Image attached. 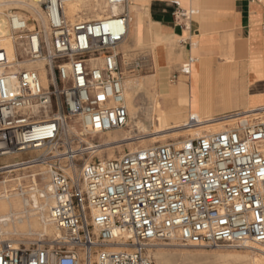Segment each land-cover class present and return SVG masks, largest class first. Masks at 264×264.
Masks as SVG:
<instances>
[{
  "label": "built area",
  "instance_id": "2783aa9c",
  "mask_svg": "<svg viewBox=\"0 0 264 264\" xmlns=\"http://www.w3.org/2000/svg\"><path fill=\"white\" fill-rule=\"evenodd\" d=\"M105 1L124 9L70 22L62 0H44L47 29H28L29 14L4 16L15 55L0 48V159L33 152L18 164L46 169L49 218L60 235L51 246L3 244L0 264H154L151 250L165 241L264 245V109L223 114L214 119L221 130L189 135L178 147L91 160L98 145H86L74 123L98 135L129 119L122 81L132 64L118 51L128 38L127 0ZM174 5V19L189 21ZM35 62L42 69L26 68ZM199 124L190 118L186 126Z\"/></svg>",
  "mask_w": 264,
  "mask_h": 264
},
{
  "label": "bare ground",
  "instance_id": "6f19581e",
  "mask_svg": "<svg viewBox=\"0 0 264 264\" xmlns=\"http://www.w3.org/2000/svg\"><path fill=\"white\" fill-rule=\"evenodd\" d=\"M43 1L44 0H0V48L5 50L7 56L10 59L14 58L15 55L14 42L6 29V23L4 19L5 14L11 13L12 10H14L13 12L15 13V15L24 19H27V14H29L33 21L40 24L43 29H47V18L41 10V4L43 3ZM139 2L140 0H127L126 8L128 9V13H131L135 9L136 4H139ZM11 6H13L14 8L8 10V8H10ZM107 6L109 9L107 8ZM16 7L25 10L24 13H22L21 15V13L16 12ZM62 8L63 13L65 14L68 21L74 22L76 20H89L90 17L91 19H98L104 15H117L124 9V6L110 5L105 0H62ZM86 10H89L90 14H86ZM28 29H31V25L28 26ZM125 44L126 43L122 44L118 49V51L122 54L123 62L125 60L124 58L126 57V52H123L122 48L123 46H125ZM153 60L155 68L154 79L148 82L147 85L144 84L141 79L136 80L127 75L126 71L123 73V76L125 75L122 81L123 98L124 105L127 108L129 116L125 130L123 131L124 135L119 141L98 146L92 153L96 152L97 155L101 156V154L105 151L107 152L108 159H114L117 158L114 156V149H118L120 157L123 154V146L127 147L129 152L153 147L158 143H160L161 145L171 144L175 147H178L182 142V140L178 141V139L180 138L184 139L189 135H199L202 131L217 132L223 128L224 124L222 122H215L214 119L223 114H227L228 112L222 113V111L236 106L237 102L236 75L235 71H233L232 69L230 70L229 68V65H232L231 60L226 58L224 59L218 76L219 82L217 84L212 85L208 80L207 75L203 73V71L202 74L198 77L199 97L197 98V113L194 115V117L191 118L196 119L197 122L200 123V126L193 129H187L186 124L189 119L184 124L178 123L177 120L175 122L174 120L172 122L173 125H168L167 113L169 111L167 110L168 112L166 113L163 110V107L174 100H179L182 97L186 96V87L170 83L166 80V78H164L165 69H161V66L163 65V63H165L164 58H161L160 56L154 54ZM42 65L43 64L41 62L29 63L26 68L42 69ZM41 77L43 80V76ZM251 89H253L254 92H249ZM135 90H143L151 100L150 119L152 122L153 132L146 133L143 136L131 135V132L135 129L137 131H140L139 129L141 125L139 122H135L139 114V109L134 103ZM246 92L247 95L245 106L240 110L232 112L247 113L259 109H264V105H262L264 95L257 89L256 81H254L253 79H249V86ZM127 101L129 102L130 110L132 111V113L136 114V116H134L133 118L134 121H132V126H129L130 115ZM180 105L181 104H179V106ZM171 110L175 111V109ZM220 110H222L221 113ZM119 132L120 131L112 130L98 135H107ZM81 136L84 137L82 138V141L86 145L91 146V143H89V141H87V138L85 137L86 133H82ZM19 155L20 154H15L9 157L15 160V156L19 157ZM18 162L20 161L18 160L13 162H3L5 166L0 168V174H10L17 173L18 171L22 170H30V175L22 178H28L31 185L30 187H28V190L23 191L20 183L21 178L18 177L15 179V181H18L17 184L15 183L17 186H15L17 187L19 193L13 194V191L16 190L13 188L12 190H10L11 192H13L12 195H9V192L5 189V183L9 181L5 180L1 183L2 188H4L5 190H2V193H0V225L9 228L11 231L9 234L12 236L28 234L30 236L35 235L38 238H42L44 236L48 237L49 239L59 237L60 232L58 228L51 222L49 218V208L52 205V200L46 196L45 189L46 183L48 181L46 169L39 164H18ZM38 177L41 178V181L43 183H39ZM5 179H7V177H5ZM10 224L11 227H9ZM19 231L21 232V234L19 233ZM3 241L4 240L0 239V244ZM9 246L12 245L9 244ZM159 246L160 245L158 244L154 245L155 248ZM241 246L247 250L259 254V257L254 258V262L256 264H263L261 263V259L258 258H264V245L248 242L244 243ZM16 247L17 246H15V248ZM253 252L252 254H254ZM83 256V253L80 252L79 257L83 258Z\"/></svg>",
  "mask_w": 264,
  "mask_h": 264
},
{
  "label": "crops",
  "instance_id": "0c3cea01",
  "mask_svg": "<svg viewBox=\"0 0 264 264\" xmlns=\"http://www.w3.org/2000/svg\"><path fill=\"white\" fill-rule=\"evenodd\" d=\"M174 3L190 12L189 21L174 19ZM141 44L151 47L153 65L154 54L165 59L161 69H165L164 78L168 82L172 77L171 83L186 87V96L163 107L166 113L169 111L168 125H173L174 120L181 123L194 117L199 97L198 77L203 71L212 85L217 84L225 58L232 61L229 68L235 71L237 102L236 106L220 110V113H231L245 106L249 79L256 81L257 89L264 95V0L259 3L246 0H140L129 13L128 38L122 51L127 53ZM187 62H190L188 75H184L182 68ZM153 79L154 73L141 80L147 85ZM136 94L137 91L135 97ZM127 106L130 124L133 114L128 101Z\"/></svg>",
  "mask_w": 264,
  "mask_h": 264
},
{
  "label": "rangeland",
  "instance_id": "374dc122",
  "mask_svg": "<svg viewBox=\"0 0 264 264\" xmlns=\"http://www.w3.org/2000/svg\"><path fill=\"white\" fill-rule=\"evenodd\" d=\"M14 7L11 6L10 8H8V10L13 9ZM18 13H24L25 10L20 9L19 7H16ZM108 8V6H107ZM19 9V11H18ZM109 9V8H108ZM4 10V9H2ZM22 10V11H20ZM90 11L86 10V14H90ZM89 17V16H88ZM5 19V17H4ZM32 19V18H31ZM91 19V17H90ZM89 19V20H90ZM95 19V18H92ZM31 25V29L33 27V25L37 26V27H41L40 24H38L37 22L34 21V23H30ZM151 47H149L146 44H141L138 47H133L131 49H129L126 53V57L124 58V62H126L127 64L130 63L132 64L130 68H123V72L126 71V74L131 76L134 79H147L148 77H150L154 72H155V68L154 65L152 63L151 60ZM144 57L143 64H141L139 67H136V63L138 62V60L140 58ZM181 66V63L179 64L178 67ZM125 77V75H124ZM173 81L172 77H169V82L171 83ZM137 90H135L136 92ZM134 103L136 105V107L139 109V114H138V118H136L135 122H139L140 125V131H137L136 129L133 130L131 132L132 136H143L146 133H151L153 132V127L151 125V102H150V98L148 97V95L146 93H144V91L142 90H138ZM133 114V113H132ZM134 116H136V114L132 115V121ZM184 117V116H183ZM183 117H180L179 119H183ZM181 123H186V122H181ZM75 124V127L77 129V132L79 134H84L85 132L79 128V126ZM129 126H132V123L129 124ZM125 130V128L123 129H119L117 131H120L119 133H113V134H107V135H95V136H91V135H86L85 137L87 138V141H89V143H91V145H98V146H102L106 143H113L116 141H119L124 133L123 131ZM92 137V139H91ZM84 138V137H82ZM112 139V140H111ZM185 139V138H184ZM183 138L178 139V141H183ZM114 140V141H113ZM156 145H161L160 143L156 144ZM85 146V145H84ZM89 146V145H88ZM122 152L123 154L129 152V150L127 149V147L123 146L122 148ZM91 155H89L91 157L92 161H95L97 159H106L107 158V152H103L101 154V156L97 155L96 152L92 153L90 152ZM122 154V155H123ZM114 156L115 157H119V151L118 149H114ZM33 157V152L28 151L26 153H22L19 155V157L15 156V160L12 159L11 157L5 158V159H0V164H2L3 162L5 163L6 161H22V160H27L29 158ZM108 159V158H107ZM6 160V161H5ZM3 161V162H2ZM42 170V169H39ZM31 171L30 170H26V171H18L17 173H10V174H0V193H2V190L4 191L6 189V191L9 192V195L16 194L19 193V191L17 190V183L18 181H15L16 178H21L20 183H21V187L23 189V191L28 190L31 185L30 180L28 178H22L25 176L30 175ZM5 177H7V179H5ZM39 178V183H43L41 181V178ZM9 181L7 183H5V189L2 188L1 183L3 181ZM16 183V184H15ZM16 185V186H15ZM13 186V187H12ZM16 189L15 191L11 192L10 190L12 189ZM0 239L4 240L1 244H0V248L2 246V244H10L12 246H17L20 248H32V247H39L42 245H47V246H51L53 245V241L55 240V238H51L49 239L48 237L44 236L42 238H38L35 235H28V234H21V232L19 231V233L21 235L19 236H12L9 233L11 232L9 228L7 227H3L2 225H0ZM9 227H11V224L9 225ZM9 241V242H8ZM11 241V242H10ZM16 241V242H15ZM17 243V244H16ZM158 245H160L159 247H154L151 250V258L153 260L154 264H256L254 262V258L259 257V254H256V252L247 250L245 248H243L241 245L237 246V247H229V246H219V247H183L181 245H179L177 242L175 241H165V242H160L158 243ZM252 252L254 254H252ZM254 255V256H253ZM257 255V256H256ZM261 259V263L264 264V258H258ZM82 264V263H80Z\"/></svg>",
  "mask_w": 264,
  "mask_h": 264
}]
</instances>
